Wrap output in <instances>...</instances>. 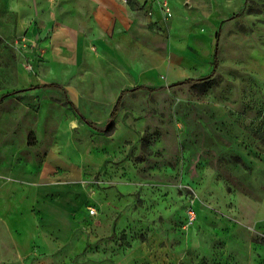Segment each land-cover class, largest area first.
I'll return each instance as SVG.
<instances>
[{
    "label": "rangeland",
    "instance_id": "rangeland-1",
    "mask_svg": "<svg viewBox=\"0 0 264 264\" xmlns=\"http://www.w3.org/2000/svg\"><path fill=\"white\" fill-rule=\"evenodd\" d=\"M160 1L162 24L108 34L123 54L74 61L37 22L22 41L59 0H0V182L20 212L0 264H264V0ZM100 71L125 89L105 134L36 88L101 129Z\"/></svg>",
    "mask_w": 264,
    "mask_h": 264
},
{
    "label": "crops",
    "instance_id": "crops-1",
    "mask_svg": "<svg viewBox=\"0 0 264 264\" xmlns=\"http://www.w3.org/2000/svg\"><path fill=\"white\" fill-rule=\"evenodd\" d=\"M146 1L133 0V4L129 5L126 0H59L55 5L56 7L52 6V9L46 14L38 10V7H31L30 12L36 18L33 21L31 20L29 25L33 23L37 28V22L45 33L51 29L48 44L55 55H61L62 52L66 51L73 58L77 57V60H79L78 57L81 56L108 53L109 56L114 58L115 54L121 55L124 50L116 48L119 47L117 45H115L116 50L110 48L107 39L108 34L112 35L114 32L116 35L131 28L139 27L141 29L154 23L162 24L160 11L155 4L149 9L150 13L148 14L150 17L143 16L136 19L143 14L138 10L140 6H143L144 11L147 13ZM13 7L15 11L21 10L20 6L18 8L17 5H13ZM96 44H99V47ZM106 48L110 49L107 51ZM77 60L74 58V61ZM95 73L94 101L110 104L114 107L118 97L125 89L114 90L104 72ZM61 87L66 91L63 86ZM59 151L58 146L49 150L42 168L43 175L49 172L51 165L56 164L53 159H58ZM1 183L0 217L5 223L18 221L17 217L20 218V212L19 210L16 213L14 212L13 200L5 194V191H8V184L2 183L1 185Z\"/></svg>",
    "mask_w": 264,
    "mask_h": 264
},
{
    "label": "trees",
    "instance_id": "trees-1",
    "mask_svg": "<svg viewBox=\"0 0 264 264\" xmlns=\"http://www.w3.org/2000/svg\"><path fill=\"white\" fill-rule=\"evenodd\" d=\"M217 40H218V34L216 35V42H217ZM217 61H218V48H217V45L215 46V48H214V53H213V65H214V68H216V66H217ZM190 80H186V81H184V82H182V83H186V82H189ZM141 87V86H140ZM37 89L38 88H41V89H57V90H60V91H62V93L64 94V96H65V101H66V103L69 105V107L73 110V112L75 113V115L78 117V119L83 123V124H85L88 128H90V129H92V130H94V131H96V132H98V133H100V134H105V133H107V129L109 128V127H111V126H113V121H114V119H115V117H116V115L118 114V111H119V103H120V99H121V97H122V95H123V93L124 92H122L121 94H120V96L118 97V99H117V101H116V103H115V105H114V107H113V109H112V111H111V113H110V115H109V118H108V120H107V124H106V126L104 127V128H98V127H96V125L92 122V121H90V120H88L86 117H84L80 112H79V110L77 109V107L74 105V103H72L69 99H68V97H67V93H66V91L59 85V84H56V83H51V84H43V85H40V86H37L36 87ZM141 88H143V87H141ZM147 89V91H149V92H153V91H155L154 89H151V88H146Z\"/></svg>",
    "mask_w": 264,
    "mask_h": 264
},
{
    "label": "built area",
    "instance_id": "built-area-1",
    "mask_svg": "<svg viewBox=\"0 0 264 264\" xmlns=\"http://www.w3.org/2000/svg\"><path fill=\"white\" fill-rule=\"evenodd\" d=\"M153 4H155L157 6L158 10L161 11L164 16H166L168 18L171 17V11H170V8L168 7V4L166 2L160 1V0H147L146 1L147 13H150L149 9L151 8V6ZM26 31H27V34H26L27 37H23L22 41H24V39L29 37L30 39H35V41L32 42V44L35 45V42L37 41L38 36L35 34V32H37V30H36L34 24L32 23V24L28 25ZM31 33H34V35L31 36L30 35ZM92 213H93V211L91 210L90 214H92Z\"/></svg>",
    "mask_w": 264,
    "mask_h": 264
}]
</instances>
